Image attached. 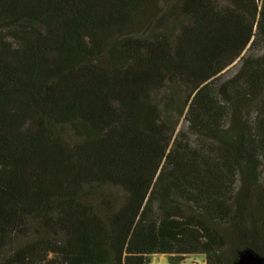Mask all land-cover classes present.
Returning a JSON list of instances; mask_svg holds the SVG:
<instances>
[{"label": "trees", "instance_id": "trees-1", "mask_svg": "<svg viewBox=\"0 0 264 264\" xmlns=\"http://www.w3.org/2000/svg\"><path fill=\"white\" fill-rule=\"evenodd\" d=\"M263 167L264 0H0V264L264 259Z\"/></svg>", "mask_w": 264, "mask_h": 264}, {"label": "rangeland", "instance_id": "rangeland-1", "mask_svg": "<svg viewBox=\"0 0 264 264\" xmlns=\"http://www.w3.org/2000/svg\"><path fill=\"white\" fill-rule=\"evenodd\" d=\"M262 54V48L259 44L252 45L248 47L242 54V58H247L250 62H257L260 59ZM241 60L235 61L232 65L227 67L222 74H220L217 79H214V82H222L226 78H229L233 74H235L240 66ZM187 120L184 118L180 119L177 130L184 132L188 140H194L196 133L191 129H187ZM177 133V131H176ZM261 181L264 182V167L262 168V176ZM184 204V203H183ZM182 208H185V205L180 203ZM149 264H169L168 255L165 253H153L149 255ZM180 264H205L204 256L202 254H189L184 257V259L180 262Z\"/></svg>", "mask_w": 264, "mask_h": 264}, {"label": "water", "instance_id": "water-1", "mask_svg": "<svg viewBox=\"0 0 264 264\" xmlns=\"http://www.w3.org/2000/svg\"><path fill=\"white\" fill-rule=\"evenodd\" d=\"M236 264H264V259L255 252L247 251L240 256Z\"/></svg>", "mask_w": 264, "mask_h": 264}]
</instances>
